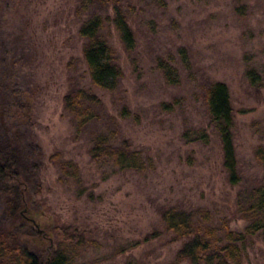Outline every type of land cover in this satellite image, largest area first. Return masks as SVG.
Instances as JSON below:
<instances>
[{"label":"rangeland","instance_id":"374dc122","mask_svg":"<svg viewBox=\"0 0 264 264\" xmlns=\"http://www.w3.org/2000/svg\"><path fill=\"white\" fill-rule=\"evenodd\" d=\"M118 1L136 44L128 50L110 25L124 71L110 90L91 80L79 33L90 12L77 10L80 0H0V130L18 131L36 165L29 186L36 220L55 243L82 238L72 264H190L176 259L186 238L167 227L164 210L206 209L212 223L227 217L240 229L239 196L264 183V0ZM112 6L94 10L112 15ZM160 60L177 68L178 82ZM252 68L260 78L253 80ZM215 80L228 84L234 108L236 182L204 99ZM78 87L101 99L99 116L82 129L65 106ZM99 132L139 149L146 168L93 158ZM31 227L26 221L19 235L46 255L49 241L39 248L37 235L25 231ZM239 264H264L262 235L252 236Z\"/></svg>","mask_w":264,"mask_h":264},{"label":"trees","instance_id":"16d2710c","mask_svg":"<svg viewBox=\"0 0 264 264\" xmlns=\"http://www.w3.org/2000/svg\"><path fill=\"white\" fill-rule=\"evenodd\" d=\"M110 3H113L112 15L94 10V7L107 10ZM77 10L90 12L79 33L87 39L83 54L91 80L100 87L116 89L124 71L110 42V25H114L125 47L133 49L136 37L127 12L118 0H80ZM159 66L168 80L179 81L173 64L160 60ZM249 75L253 80L261 77L253 68L249 70ZM204 99L211 121L222 137L231 180L236 182L239 177L235 168L232 134L234 108L228 84L221 80L211 82L204 90ZM100 101L97 93L85 87L74 88L65 95V106L74 115L79 129L99 116L94 105ZM123 110L125 114L129 112L127 107ZM10 129L0 130V264H72L82 238L76 240V236L70 234L55 243L53 231L34 217L39 211L31 204L29 186L36 174V165L31 161L20 133ZM114 140L113 132L97 133L91 147L92 157L121 169L146 168L139 149L131 148L126 141L115 144ZM259 155H264V151L259 150ZM67 163L75 166L72 162ZM67 163L63 164L65 169L69 166ZM73 174H77V169L73 170ZM238 205L241 216L246 219V224L240 229L232 228L227 217H223L219 224L212 223L210 212L206 209L188 211L175 205L165 209L163 219L167 227L176 238H186L176 253L177 261H189L190 264L241 263L252 236L260 234L264 239V183L252 187L246 196H239ZM26 221H30L32 227L25 231L37 235L39 248L49 241L44 251L46 255L31 248L19 235Z\"/></svg>","mask_w":264,"mask_h":264},{"label":"water","instance_id":"95a60500","mask_svg":"<svg viewBox=\"0 0 264 264\" xmlns=\"http://www.w3.org/2000/svg\"><path fill=\"white\" fill-rule=\"evenodd\" d=\"M32 220H33V221H35V219H34V218H32ZM36 224L39 226V224H38L37 222H36Z\"/></svg>","mask_w":264,"mask_h":264}]
</instances>
